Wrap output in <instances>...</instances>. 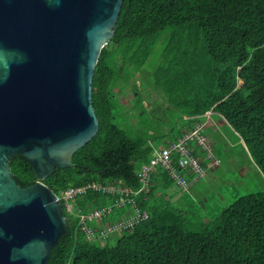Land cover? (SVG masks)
<instances>
[{
    "label": "trees",
    "instance_id": "trees-1",
    "mask_svg": "<svg viewBox=\"0 0 264 264\" xmlns=\"http://www.w3.org/2000/svg\"><path fill=\"white\" fill-rule=\"evenodd\" d=\"M163 34L166 41L153 71L154 83L166 94L168 109L178 112L174 115L180 126L174 130L173 121L167 132L161 129L166 114L155 115L163 122L155 130L143 124L141 117L153 113L143 106L133 81L139 121L123 128L115 121L114 103L120 104L115 87L120 78L127 83L136 71L145 72L144 64ZM92 104L99 122L96 134L73 153L72 166L57 167L44 179L56 193L93 180H117L138 189V171L152 152L201 123L212 156L202 145L189 142L206 168L195 178L193 171H183L192 186L224 162L216 150V131L214 137L208 131L213 116L227 125L264 175V0H124L114 34L98 57ZM174 132L175 137L163 140ZM10 169L21 186L37 179L31 162L21 154L11 156ZM170 184L180 194L189 188L174 184L158 170L136 195L137 205L149 217L117 234L112 245L85 240L76 218L62 208L66 228L52 247L48 264H264V190L237 196L201 230H193L185 210L166 197ZM159 185L164 189L160 194ZM113 198L88 192L76 198V205L88 210ZM125 208L130 206L115 208L114 213L122 215Z\"/></svg>",
    "mask_w": 264,
    "mask_h": 264
},
{
    "label": "water",
    "instance_id": "water-1",
    "mask_svg": "<svg viewBox=\"0 0 264 264\" xmlns=\"http://www.w3.org/2000/svg\"><path fill=\"white\" fill-rule=\"evenodd\" d=\"M124 0H0V264H48L67 218L44 182L97 132L92 81ZM25 156L37 179L10 169Z\"/></svg>",
    "mask_w": 264,
    "mask_h": 264
},
{
    "label": "rangeland",
    "instance_id": "rangeland-1",
    "mask_svg": "<svg viewBox=\"0 0 264 264\" xmlns=\"http://www.w3.org/2000/svg\"><path fill=\"white\" fill-rule=\"evenodd\" d=\"M165 41V34L157 38L148 57V63L144 64L145 72L142 70L136 71L127 83L124 78L118 80L115 90L118 93L120 104L115 101L114 115L116 117L115 121L123 128L131 124L137 126L136 124L139 121L136 114L137 107L134 105L132 95L133 81H135L140 92L143 106L153 113V115L147 114L146 117H141L143 124L146 123L148 127H152L155 130L159 124L163 123L155 115L165 117L166 114V122L161 126V129L167 132L169 123L173 121L171 127L174 130L180 126V120L175 119V115L178 112L171 108L168 109L170 104L166 94L160 86L154 83L153 71L161 58ZM214 114L217 115V113ZM210 122L211 127L207 125L208 131L213 137L214 131H216L215 134L218 136L214 137V142L217 144L216 150L219 148L217 153L219 152L224 162L215 169V172L210 173L207 177L200 178L197 183L189 186L188 190L182 192V194H180L178 187L173 184L166 188V190L168 189L166 197L178 204L183 211L185 210V215L192 221L193 230H201L213 220L223 207L232 202L237 196L264 190V175L257 170L249 151L246 148V150H243L242 147L237 145L238 140L234 139L227 125L222 126V121L218 117L213 116ZM175 134L176 132L172 134L166 133L163 140L169 139L170 136L175 137ZM239 164H243L246 169L237 168V166H240ZM230 165L235 166L236 170L230 171L227 168ZM211 166L214 167L216 165L211 163ZM163 190H159L158 194ZM117 238L118 235L107 238L105 243L112 245Z\"/></svg>",
    "mask_w": 264,
    "mask_h": 264
},
{
    "label": "built area",
    "instance_id": "built-area-1",
    "mask_svg": "<svg viewBox=\"0 0 264 264\" xmlns=\"http://www.w3.org/2000/svg\"><path fill=\"white\" fill-rule=\"evenodd\" d=\"M203 127V124L197 123L193 129L185 132L177 140L155 149L149 161L140 166L138 176L141 186L138 189L125 186L117 180L107 183L93 180L57 193L65 212L76 218L77 230L82 233L85 240L104 243L110 236L133 229L142 220L147 219L149 212L137 205L136 195L149 185L152 176L156 175L158 170L168 174L173 183L183 189L191 183V179L186 177L183 171H193L194 178L204 175L206 168L201 164L199 157L192 153V146L189 143L195 141L206 148L212 156L211 145L202 132ZM217 162L218 159L214 158L213 163ZM94 191L114 196L113 201L81 210L76 205V198ZM128 205L130 209L125 208L122 215L114 213L115 208Z\"/></svg>",
    "mask_w": 264,
    "mask_h": 264
},
{
    "label": "crops",
    "instance_id": "crops-1",
    "mask_svg": "<svg viewBox=\"0 0 264 264\" xmlns=\"http://www.w3.org/2000/svg\"><path fill=\"white\" fill-rule=\"evenodd\" d=\"M158 189H159V190H163V188H162V186H161V185H159Z\"/></svg>",
    "mask_w": 264,
    "mask_h": 264
}]
</instances>
